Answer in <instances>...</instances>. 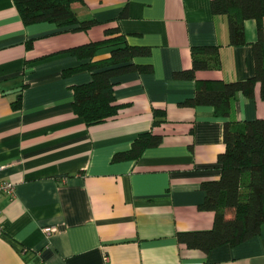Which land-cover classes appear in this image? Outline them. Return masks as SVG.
I'll list each match as a JSON object with an SVG mask.
<instances>
[{"label":"crops","instance_id":"1","mask_svg":"<svg viewBox=\"0 0 264 264\" xmlns=\"http://www.w3.org/2000/svg\"><path fill=\"white\" fill-rule=\"evenodd\" d=\"M211 1L82 0L73 4L78 20L97 24L74 31L25 26L13 0H0V179L15 185L12 197H0V264H264V225L252 239L208 255L176 240L178 232L213 226L214 213L199 209L201 185L220 178L224 124L264 119L259 84L252 98L238 94L231 119L182 105L195 81L173 73L191 68L193 47L220 46V68L197 72L198 80L235 82L255 73L256 22L244 23L245 44L230 46L227 20L213 15ZM113 26L129 45L151 49L136 63L153 71L117 78V115L87 127L73 113L72 88L91 76L63 77L82 64L66 50L104 39ZM109 54L102 48L96 60ZM154 109L166 113L156 127ZM145 132L161 135V144L136 161L112 162Z\"/></svg>","mask_w":264,"mask_h":264},{"label":"trees","instance_id":"2","mask_svg":"<svg viewBox=\"0 0 264 264\" xmlns=\"http://www.w3.org/2000/svg\"><path fill=\"white\" fill-rule=\"evenodd\" d=\"M13 3L25 26L51 23L61 29L88 31L97 24L94 19L78 20L73 4L82 3V0H13ZM211 11L214 16L226 18L230 46L245 44L244 23L248 20L256 22L258 41L253 45L254 76L235 82L196 79L197 72L220 68V46H205L191 48V68L174 72L173 78L195 81L194 96L183 106L211 107L215 117L231 119L238 94L252 98L259 84L260 97L264 100V0H212ZM125 17L126 8L118 19ZM33 42H26V48L31 49ZM105 47L110 48L109 57L96 60L98 51ZM66 52L82 64L64 70L63 77L80 71H88L91 76L88 83L72 88L73 113L87 127L117 115L121 108L114 97L117 78L133 72L148 74L153 71L150 64L136 63V59L150 57L151 49L129 45L118 26L107 28L104 39L72 47ZM24 87L19 88L11 103L14 110L21 108ZM165 117L163 110L154 109L153 127L159 126ZM161 142V135L142 133L134 139L129 150L115 154L112 162L136 161L146 149L156 148ZM223 142L225 150L217 160L220 178L201 185L205 197L199 209L214 213L212 228L176 234L179 245L205 255L218 247H234L252 239L264 225V119L242 124L232 120L226 122Z\"/></svg>","mask_w":264,"mask_h":264},{"label":"built area","instance_id":"3","mask_svg":"<svg viewBox=\"0 0 264 264\" xmlns=\"http://www.w3.org/2000/svg\"><path fill=\"white\" fill-rule=\"evenodd\" d=\"M14 190H15V185L6 180L0 179V197L2 196H7V197H12L14 195ZM45 231L47 233H53L55 232L54 227L46 228ZM2 232V228L0 227V233Z\"/></svg>","mask_w":264,"mask_h":264}]
</instances>
